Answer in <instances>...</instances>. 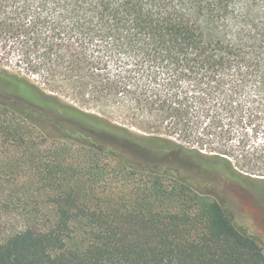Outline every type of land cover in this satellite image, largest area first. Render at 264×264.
Here are the masks:
<instances>
[{"label":"trees","instance_id":"trees-1","mask_svg":"<svg viewBox=\"0 0 264 264\" xmlns=\"http://www.w3.org/2000/svg\"><path fill=\"white\" fill-rule=\"evenodd\" d=\"M9 40L49 91L186 143L0 71V138L30 161L0 264H264L207 180L174 165L264 202V0H0Z\"/></svg>","mask_w":264,"mask_h":264},{"label":"rangeland","instance_id":"rangeland-1","mask_svg":"<svg viewBox=\"0 0 264 264\" xmlns=\"http://www.w3.org/2000/svg\"><path fill=\"white\" fill-rule=\"evenodd\" d=\"M15 40H9L4 48L0 44V71L24 78L29 83L37 86L45 94L57 97L61 102L76 107L86 113L93 114L104 118L115 125L124 126L131 133L139 136L160 135L171 138L178 142L186 143L179 138L178 135L164 134L162 131L144 132L135 124V118L132 115L114 111L109 108L97 106L91 102L79 103L63 92L62 90L49 91V86L42 83L37 74L28 70V67L21 60L20 48L15 44ZM234 134L237 136L238 132ZM35 143H40L39 141ZM6 144L0 138V242L4 240L10 233L14 232L20 224L21 212L23 203L28 200L27 193L29 177L28 164L30 161L23 150L15 151L14 146ZM39 149V156L45 157L50 144L42 143L35 144ZM187 145V144H186ZM189 145V144H188ZM237 145L236 142L234 144ZM198 149L199 146H195ZM73 159H77L73 155ZM174 163V162H172ZM181 167L180 172L184 176L194 177L203 180L206 184L203 185L201 191L209 193L218 202L222 203L228 212L231 214L234 223L246 233L258 238L264 245V202L253 196L249 191H244L236 183L226 180L222 177L210 178L204 176L196 177V171H191L189 166L184 163L174 164ZM31 168V166H30ZM117 186V187H116ZM114 191H118V185H114ZM101 189V187H98ZM126 191V190H125ZM127 191H130L129 189ZM21 202V203H20ZM20 203V204H19Z\"/></svg>","mask_w":264,"mask_h":264}]
</instances>
